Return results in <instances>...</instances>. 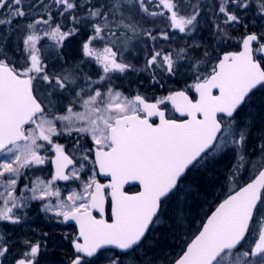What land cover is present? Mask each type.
I'll return each mask as SVG.
<instances>
[{
  "label": "snow or ice",
  "instance_id": "snow-or-ice-1",
  "mask_svg": "<svg viewBox=\"0 0 264 264\" xmlns=\"http://www.w3.org/2000/svg\"><path fill=\"white\" fill-rule=\"evenodd\" d=\"M206 9L218 45L238 40L239 51L212 63L196 42L191 50L145 48L142 70L154 83L157 75H184L183 87L151 100L114 90V79L136 71L125 52L141 37L171 38L144 23L161 17L191 34ZM249 10L264 19V0H0V264L45 261L43 239L8 231L28 219L32 201L78 226L70 264H157L146 258L156 233L167 228L175 239L185 221L191 234L162 264H264V32L248 30ZM236 25L245 30L239 38ZM77 40L80 59L64 67L65 49ZM44 41L61 71L46 63ZM225 156L232 163L219 171L228 190L197 220L203 180ZM45 165L50 178L31 179ZM22 177L28 183L20 188ZM58 181L77 188L64 196Z\"/></svg>",
  "mask_w": 264,
  "mask_h": 264
},
{
  "label": "rangeland",
  "instance_id": "rangeland-1",
  "mask_svg": "<svg viewBox=\"0 0 264 264\" xmlns=\"http://www.w3.org/2000/svg\"><path fill=\"white\" fill-rule=\"evenodd\" d=\"M207 3H212L211 0H206ZM157 22L152 23H144L143 27L149 30L153 31V34L158 35L160 31H169L170 39L164 40L163 38H158L156 41H152L148 39L147 37H141L139 43L136 45L135 48L131 50V55H129L128 52H125V58L127 62H130L134 65L136 71H129L126 75H121L118 79H114L112 83V87L116 91L122 92L125 96L131 98L133 95L139 93L141 95H144L148 97L149 99H152L154 97H159L166 95L169 90H174L178 88L183 87V83L181 81L185 78L184 75L177 76V77H161L160 75L156 76V80H159L160 83H154L152 76L149 72L143 71V67L145 64V57L146 52L145 48L147 50H152L153 48L157 50H164L165 52L176 50L178 51L179 48L183 47H189L193 44V42L199 43L201 45L200 48L196 49V52L200 53L201 56H203V52L205 49L208 51L210 58H212V63H215V59L220 57L221 54H223L225 51H231V50H238L239 43L238 40H232L228 43H221L218 45L217 40L215 37H213V16L211 13V10L206 9L202 15L201 24H200V30L198 32H194L191 34H185V33H179L178 30H171L168 27V22L161 17L156 18ZM244 20L248 24V30L252 32H264V19H261V17L256 14L254 10H249L244 15ZM243 27L240 25H236L231 29L232 35L234 37L239 38L244 33ZM235 42L238 43L237 47L235 46ZM48 45H51V43L47 44L45 47L42 48L43 56L46 58L51 59V62H46L49 65V68L53 71H61V62H57L53 56H55V49L49 48ZM189 50L190 47H189ZM80 59V53L79 49H77L76 52V59L72 63H76V61ZM181 63H186L185 61H181ZM55 65L53 68L52 66ZM207 66L206 64H202L201 67ZM64 67L66 65L64 64ZM83 70L86 73L92 74L93 79H97L95 72L96 68L94 65H82ZM182 73H186L187 69H181ZM191 83V81H188ZM163 85V87H161ZM133 89V90H131ZM75 111H83L80 107H76L74 109ZM60 114V113H58ZM64 139L65 142H67L66 139H68V142L66 144V147H71V144L73 141L69 138H59ZM59 140V141H60ZM64 143V142H62ZM79 155V153H77ZM232 163L231 156H225L217 165L218 171H216L214 174H216L214 177H219L217 182L214 186L210 185L209 190L206 193L202 194V199H200L192 209L193 215L197 220L200 219V216L196 215L198 211L201 209L207 210L210 205L215 204L219 199L223 198L224 193L228 190L224 186V179L221 175V172L219 170H225L227 167L230 166ZM36 174L35 178L37 176L47 179V176H43L44 173H39L38 171L34 172ZM41 175V176H40ZM212 178V177H211ZM209 178V179H211ZM21 182V181H20ZM31 186V185H30ZM20 188L21 185H19ZM3 189H0L2 191ZM71 190L68 189H61L62 194L64 196L67 195V192ZM204 192V191H203ZM27 195H31V193H26ZM55 202V200H53ZM39 201H32L31 206L39 205ZM51 217H55L53 213H48ZM56 218V217H55ZM58 221V218H56ZM34 221V218L31 217L30 213H28V219L24 221L21 225H8V231L10 234H13L18 236V239H23L25 237L27 238H33V239H42V232L39 229H37L36 224H32ZM41 226V225H40ZM42 227V226H41ZM195 225H193V228ZM165 229V232L163 233V230ZM167 228H161L157 233L156 237L158 238V244L155 247V249L147 254L146 258H156L157 264H162V261L165 260L166 257L169 255L174 256L176 252L179 251L180 244L183 239V233L188 231V222L185 221L184 225L182 227H178L175 230V236L176 238H173V234L167 229ZM60 234L57 235L56 241H53V244L50 242L49 238L47 241V251H46V258L47 255L49 257L52 255V253H55V255H58L60 258L61 264H67L70 261V252L65 249L68 244L71 243V241L74 239V234L71 231V229H63L62 231H59ZM188 234L190 235V231H188ZM167 241L168 245H161L159 244L160 241ZM50 263L54 264L51 259L49 258Z\"/></svg>",
  "mask_w": 264,
  "mask_h": 264
},
{
  "label": "flooded vegetation",
  "instance_id": "flooded-vegetation-1",
  "mask_svg": "<svg viewBox=\"0 0 264 264\" xmlns=\"http://www.w3.org/2000/svg\"><path fill=\"white\" fill-rule=\"evenodd\" d=\"M59 140H58V142H60V143L64 142V143H62L64 145H66L68 142V139H66L67 142H65L64 139H61L60 141ZM49 155H52V154L49 153ZM43 168H44L43 171H38V172L44 173L43 176H47V178H50V173L52 172L51 165H45V166H43ZM28 175L31 177V179H35L36 174L28 173ZM24 183H28V181L22 177L21 182H19V184L21 185V187H23ZM57 186L60 189H68V188L76 189L77 188V185L75 183H72V182H68L66 185H64L61 181H58ZM136 190H137V188L134 187V188L129 189L128 191L132 192V191H136ZM28 213H30L31 217L34 218V221L32 222V224H40L42 226V227L40 226L41 232L43 231L42 233H48V236L42 237V239L44 241H47V239L49 238L50 242L53 244V241H56V239L59 238V237H57V235L60 234L59 231H62L64 229L63 228L64 223L58 222L55 217H51L50 215H48V213L45 214V213L39 211V207L37 205L31 206L28 210ZM58 219H62V218H58ZM71 231L76 233V231H73V229H71ZM10 235L13 236V234H10ZM15 237L18 239L17 235H15ZM65 249H67L70 252V254H72V251L68 247V245ZM49 258L51 259V261L54 264H61L59 256L55 255V253H52V255L50 257H49V255H47V258L45 259L43 264H49L50 263Z\"/></svg>",
  "mask_w": 264,
  "mask_h": 264
},
{
  "label": "trees",
  "instance_id": "trees-1",
  "mask_svg": "<svg viewBox=\"0 0 264 264\" xmlns=\"http://www.w3.org/2000/svg\"><path fill=\"white\" fill-rule=\"evenodd\" d=\"M212 1V0H211ZM49 43H51L52 44V42L51 41H44V42H42V48L43 47H45L47 44H49ZM239 43V42H238ZM238 43L237 42H235V46H237L238 45ZM41 45H38V47H40ZM77 49H79V41L77 40V41H74L73 42V45H71V46H69L68 48H66L65 49V52L67 53L66 54V56H65V60L67 61V64H65L66 65V67H68V65L69 64H72L74 61H75V59H76V52H77ZM45 57V56H44ZM53 58H55V56H53ZM52 60L51 59H49V58H47L46 59V62H51ZM63 62V61H62ZM131 90H133V89H131ZM216 174H214L213 175V177L211 178V179H209V178H205L204 180H203V187H202V194L203 193H206L208 190H209V188H210V185H212V186H214L215 185V183H212V182H217V181H219L218 179H216V177H214ZM20 185V184H19ZM204 191V192H203ZM167 230V229H166ZM169 230V229H168ZM165 232V229L163 230V233ZM159 244H161V245H163L164 244V246L165 245H168V240L167 241H160L159 242Z\"/></svg>",
  "mask_w": 264,
  "mask_h": 264
},
{
  "label": "water",
  "instance_id": "water-1",
  "mask_svg": "<svg viewBox=\"0 0 264 264\" xmlns=\"http://www.w3.org/2000/svg\"><path fill=\"white\" fill-rule=\"evenodd\" d=\"M240 50V49H239ZM238 50V51H239ZM223 55V54H222ZM221 55V56H222ZM176 114V113H175ZM177 116H178V114H177ZM100 179H102V180H107L106 178H104V177H102V176H100ZM107 183V182H106ZM126 188H129V186H125ZM65 224H74L75 226H76V228H77V233H78V226L75 224V222L74 221H69V222H67V223H65ZM113 250H116V249H113ZM116 251H118V250H116Z\"/></svg>",
  "mask_w": 264,
  "mask_h": 264
}]
</instances>
